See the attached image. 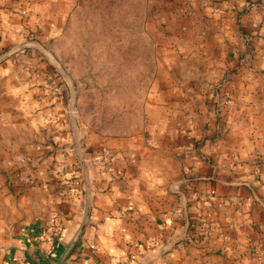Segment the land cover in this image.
<instances>
[{
    "label": "crops",
    "instance_id": "0c3cea01",
    "mask_svg": "<svg viewBox=\"0 0 264 264\" xmlns=\"http://www.w3.org/2000/svg\"><path fill=\"white\" fill-rule=\"evenodd\" d=\"M22 1L30 22L61 23L79 0ZM175 1L140 130L77 126L91 201L64 264H264V0ZM14 58L0 64V264H56L83 223L82 165L63 96L34 98Z\"/></svg>",
    "mask_w": 264,
    "mask_h": 264
},
{
    "label": "rangeland",
    "instance_id": "374dc122",
    "mask_svg": "<svg viewBox=\"0 0 264 264\" xmlns=\"http://www.w3.org/2000/svg\"><path fill=\"white\" fill-rule=\"evenodd\" d=\"M20 1L0 3L7 30L0 64L16 56L19 74L14 69L12 80L28 81L34 98L63 96L68 105L73 95L77 126L112 134L140 130L156 75L155 45L172 29L162 16L174 0H79L61 23L30 22Z\"/></svg>",
    "mask_w": 264,
    "mask_h": 264
},
{
    "label": "water",
    "instance_id": "95a60500",
    "mask_svg": "<svg viewBox=\"0 0 264 264\" xmlns=\"http://www.w3.org/2000/svg\"><path fill=\"white\" fill-rule=\"evenodd\" d=\"M68 109H69V119L71 123V128L74 132V148L73 151L76 153L77 158L79 159L81 165H82V177H83V183H84V193H85V202H84V216L82 219V224L80 228L75 232V234L72 236L70 242L68 243V246L66 248V251L64 252L61 259L56 264H64L65 259L69 252L71 251L72 247L74 246L82 228L83 225L87 221L88 211L90 207V192H91V179H90V172L88 169V165L85 162V159L81 156V145H80V139L79 135L76 134L77 130V122H76V116H75V103H74V97L71 95L68 100Z\"/></svg>",
    "mask_w": 264,
    "mask_h": 264
},
{
    "label": "built area",
    "instance_id": "2783aa9c",
    "mask_svg": "<svg viewBox=\"0 0 264 264\" xmlns=\"http://www.w3.org/2000/svg\"><path fill=\"white\" fill-rule=\"evenodd\" d=\"M205 198H206V197L203 196V197H201L200 199H201V200H204ZM197 221H198L199 226H201V227H203V228H206V227L208 226L210 220L208 219L207 215L203 214V215H201V216L197 219ZM214 228H215L216 230H218V228H217L216 225L214 226ZM224 238H225V239H228V236L225 235Z\"/></svg>",
    "mask_w": 264,
    "mask_h": 264
},
{
    "label": "trees",
    "instance_id": "16d2710c",
    "mask_svg": "<svg viewBox=\"0 0 264 264\" xmlns=\"http://www.w3.org/2000/svg\"><path fill=\"white\" fill-rule=\"evenodd\" d=\"M61 88L66 90V87H65L64 82H63V83L61 82ZM197 219H198V218L196 217V219H192V220H191V223H192V227H191V228H192V229H193V228L195 229L196 224H197V223H196ZM194 223H195V224H194ZM193 225H195V226L193 227ZM197 225H199V224H197ZM203 230H204V228L201 227V226H199V232H201V231H203ZM197 237H201V233H200V235H198V236H193V238H197Z\"/></svg>",
    "mask_w": 264,
    "mask_h": 264
}]
</instances>
